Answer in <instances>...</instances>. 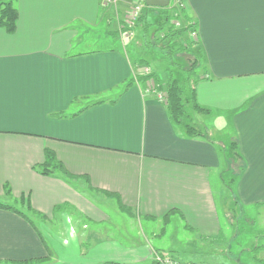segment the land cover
<instances>
[{
	"label": "crops",
	"instance_id": "1",
	"mask_svg": "<svg viewBox=\"0 0 264 264\" xmlns=\"http://www.w3.org/2000/svg\"><path fill=\"white\" fill-rule=\"evenodd\" d=\"M109 1L16 0V31L0 27V197L27 195L38 211L29 212L46 221L58 209L77 214L52 232L0 208V264H150V237L166 234L167 217L199 234L204 249L213 241L233 250L242 233L229 216L234 204L256 207L260 242L239 238L232 260L205 262L264 264V0H185L203 63L196 97L214 115L210 126L229 133L232 157L205 124L193 121L201 135L176 125L142 82L125 87L136 68L119 44L88 46L82 31L116 16ZM46 149L66 171H40ZM225 157L238 167L234 187Z\"/></svg>",
	"mask_w": 264,
	"mask_h": 264
},
{
	"label": "rangeland",
	"instance_id": "2",
	"mask_svg": "<svg viewBox=\"0 0 264 264\" xmlns=\"http://www.w3.org/2000/svg\"><path fill=\"white\" fill-rule=\"evenodd\" d=\"M139 0H110L109 2H112L116 6V16L113 15L109 19L108 23L99 24L95 26L94 28L90 30H83L81 33V36L85 39H88L90 42L89 47H98V48H105V46L109 45H117L120 46L122 51L129 55L130 60L134 64L136 70L139 74L147 75L148 73H151L152 71H157L160 76H164V78L167 77V72L170 69L171 71H174L175 74H177L179 77L184 78L185 73H188V70L183 69L185 67L189 68L191 66V62L195 60V54L192 50V48H189V52L178 55L176 54L173 59L167 60L166 58H162L160 54H156L153 48L157 47L156 41H153L150 45H146L145 43L146 39L143 35V30L139 27L136 28V25L134 24L133 28H129L127 21L130 18H133V11L134 6ZM173 3H176L177 1L172 0ZM171 1V3H172ZM169 6V5H168ZM143 11V10H142ZM115 12V11H114ZM142 12L139 13V16ZM138 16V17H139ZM152 19H159L160 16L158 15L157 11L150 14ZM150 20V18H149ZM132 30L134 33L131 36H128L125 34ZM119 34L118 39L113 38L114 35ZM109 36L110 38L108 39ZM95 39V42L93 43ZM151 40V39H150ZM193 43V42H192ZM87 45V44H86ZM152 47V48H151ZM196 53V52H195ZM200 56V55H199ZM147 60V61H144ZM198 67L196 69V73L194 77L200 76L199 73L202 71L203 63L201 61V57L197 63ZM137 73V75H138ZM184 74V75H183ZM152 86V80L148 79L145 83V85ZM163 92V91H161ZM192 113V111H191ZM198 117V119H197ZM194 122L197 123V126L201 127L202 124H205L207 130V135H209L210 138L217 139L224 143V146L227 150L225 153L228 156H233V151L236 149L231 143H230V136L229 133L223 131L221 134H219V130H214L213 126H210V122L213 121L214 115H210L209 112L204 114L201 112L199 115L195 112L193 113ZM197 119V121H196ZM194 123V124H195ZM196 125V124H195ZM226 132V133H225ZM230 143V144H229ZM224 154V155H225ZM225 155V156H226ZM235 158V156L233 157ZM230 162L229 168L226 166L228 165L226 157H225V167L223 172L224 180L226 183L233 184L232 187H234L236 176L238 174V168L236 165V161H233L232 159L228 160ZM227 186V184H226ZM228 186L226 187V192ZM229 189V188H228ZM225 192V193H226ZM1 199V197H0ZM3 201V198L1 199ZM4 203H8L11 205L16 206L18 209L22 210L25 214L29 215V217L34 220L38 226L41 228V224H45L47 227H49L52 232L59 231L60 227L62 226L61 218L62 216L69 215L71 219H73V216H76L77 214L72 213L71 211H68L66 214L65 212L62 213L60 211L61 209H58V215L56 218L52 219L51 221H46L43 218H40L36 216L33 212H29L32 210H29L24 203L21 201H4ZM124 213H128V211L123 210ZM229 216L232 218L233 221V229L235 233L239 230L241 233V236L238 235L236 238H238L236 241L233 242V250L236 253H239V249L241 248L239 245V238H241V245L244 246L245 243L248 244L250 240H255L260 242V235L257 233L260 228L261 224L259 222V214L256 210V207H243L237 204V206L230 208L229 207ZM228 216V217H229ZM230 223L231 221L226 222L225 227L228 226L227 232L230 231ZM159 227V229H156V232L160 230V224L158 225L157 222L153 223ZM147 225H145L146 228ZM136 227L138 229V226L136 224ZM157 227V228H158ZM163 227L165 229L166 234H157V235H151L149 243H151L154 246H156V251L164 257H168L172 259V264H186L189 262H194V264H207L208 262H205V260H211V261H218L219 258L222 261H229V259L232 260V255L234 253L233 250H225L227 247L226 244L221 245L224 246L222 250H216L214 248L215 242L210 241L207 243H203L206 245L205 249L202 246V240L199 234L193 231H189L188 228L183 227V224L176 223L175 221H172L168 219H164ZM147 229V228H146ZM114 233H119L120 231L118 229L113 230ZM160 233V232H159ZM230 238V237H229ZM263 240V239H262ZM228 245V242H227ZM210 247V248H209ZM245 247V246H244ZM243 248V247H242ZM209 249V250H208ZM212 253V256L208 255V253ZM234 256V255H233ZM238 259V257H236ZM2 261V260H0ZM6 261V260H4ZM44 260L39 259L38 262L30 263V264H41ZM222 261H219L221 263ZM20 264L16 261H8L6 264ZM190 264V263H189Z\"/></svg>",
	"mask_w": 264,
	"mask_h": 264
},
{
	"label": "trees",
	"instance_id": "3",
	"mask_svg": "<svg viewBox=\"0 0 264 264\" xmlns=\"http://www.w3.org/2000/svg\"><path fill=\"white\" fill-rule=\"evenodd\" d=\"M176 1V3H173L172 1V3H170L169 6L166 7H153L145 4L141 15L135 22L136 28L139 27L143 30V35L146 39L145 43H147L146 45L151 46L150 44L153 41L158 42L156 43L157 45H159L158 48L154 47L153 50L156 54H160L162 58H166L167 60L173 59L176 54L181 55L189 52V48H192L194 52L196 50L195 47L198 45V38L192 39L190 37V34L193 30L198 31V22L195 18L190 15L191 13L188 11V7L185 3V0ZM155 11H157L158 15L160 16L159 19L151 18L150 14L154 13ZM18 18L19 11L16 6V0H0V27H3L9 33H14L17 28ZM194 54L195 60L191 62V66L189 68L185 67L183 69V71L188 70V73L184 72V78L179 77L177 74H175L174 71H171L170 69L167 72L166 78H164V76H160L157 71H152L147 75H142L139 74L136 70L134 76L126 83L125 87L132 84L133 81H139L145 85L146 81L148 79H151L152 87L156 88V91L151 92L155 93L156 95L157 93H163L164 104L168 109L171 120L176 125L183 126L184 130L188 134L201 135V133L198 131V127L194 125L193 113H205L209 111V108L201 105L196 97V85L199 77L194 76L195 74H197V63L200 59V56L195 52ZM144 61L147 60L144 59ZM115 99H113L111 102H115ZM98 102H102V100L97 101V103ZM76 114L77 113L73 112L69 114L63 113L62 115H59V117H72ZM36 166L40 168V171L42 173L45 174H50V172L53 170L66 171V168L64 167L62 162L57 158L55 152L50 149H46L45 161L43 163H39ZM4 191L6 194H11L12 192L7 183L4 185ZM17 200L24 203V205L29 210L38 213V211L33 209L31 201L27 195H21ZM0 208H5L7 210L14 211L31 221L28 215L25 214L22 210L18 209L14 205L4 203L3 201H1V199ZM40 235L42 237L43 242H45L43 235ZM47 248L49 251V247ZM155 252L158 253V251ZM38 260L39 259H33L29 261H24L20 264L35 263L38 262ZM104 264L121 263L106 262ZM150 264L162 263L156 260V258H154L153 262Z\"/></svg>",
	"mask_w": 264,
	"mask_h": 264
},
{
	"label": "built area",
	"instance_id": "4",
	"mask_svg": "<svg viewBox=\"0 0 264 264\" xmlns=\"http://www.w3.org/2000/svg\"><path fill=\"white\" fill-rule=\"evenodd\" d=\"M172 1V0H171ZM146 2L145 0H139L136 5L134 6V11H133V18H129L128 21H127V24H128V27L131 29L133 27V25L135 24L136 20L138 19V16H139V13L142 12V10L144 9V6H145ZM133 31L132 30H129L126 34L128 36H131L133 35ZM190 37L192 39H197L198 38V31L197 30H193L190 34ZM155 87H152V86H149L147 85V91L150 92V91H156V88L154 89ZM158 97L162 100H164V96H163V93H157ZM155 258L156 260L160 261L162 264H172L173 261L172 259L168 258V257H164L162 255H160L159 253H156L155 255ZM179 264V263H178Z\"/></svg>",
	"mask_w": 264,
	"mask_h": 264
},
{
	"label": "water",
	"instance_id": "5",
	"mask_svg": "<svg viewBox=\"0 0 264 264\" xmlns=\"http://www.w3.org/2000/svg\"><path fill=\"white\" fill-rule=\"evenodd\" d=\"M148 6L166 7L171 3V0H145Z\"/></svg>",
	"mask_w": 264,
	"mask_h": 264
}]
</instances>
